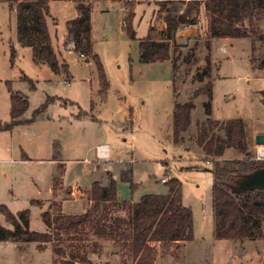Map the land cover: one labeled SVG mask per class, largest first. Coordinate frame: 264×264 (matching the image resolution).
<instances>
[{"label": "rangeland", "instance_id": "rangeland-1", "mask_svg": "<svg viewBox=\"0 0 264 264\" xmlns=\"http://www.w3.org/2000/svg\"><path fill=\"white\" fill-rule=\"evenodd\" d=\"M100 1L103 0H69V4L50 6L52 16L47 18V22L52 48L58 62L68 66V76L63 72L56 75L48 65L36 63L30 48L14 46L15 16L6 3L0 2V123L10 120L7 84L13 92L27 98L28 109L22 120H31V123L13 128L12 138L7 133H1L0 149L11 143L30 158L45 160L51 153L55 157L60 155L62 161L78 167L70 174L72 179H82L86 173L80 172L79 165H85L84 161L92 162L91 165L87 163V167L91 166V176L103 185H108V179L113 176L117 199L124 204L138 202L148 194L166 195L168 189L161 180L166 182L176 178L182 187V204L192 212V231L195 234L189 243L158 247L156 264H264V239L243 244L214 239L212 177L208 171L211 165L197 145L195 129L183 134L184 142L179 147H174L172 142L173 98L174 103L186 102L209 79H214L216 73L214 118L253 119L254 122L244 124L249 150L257 157L259 146L255 145L254 137L264 134V68L254 71L252 68H258L259 60L264 57V40L258 39L264 38V11H257L252 23L245 22L243 25L249 32L253 31L251 38L235 39L230 45L223 42L226 45L223 52L220 49L222 42L210 43V17L204 9L205 0H201L196 24L181 27L170 42V59L151 65L139 62L138 43L147 38L164 40V17L166 10L173 5L168 4L162 9L156 0ZM78 2L89 3L92 7L93 51L106 76V91L99 83L95 63L85 62L65 45V21L71 18L70 7L76 9ZM178 9L182 13L185 4L178 3ZM129 18L136 41L128 39L124 32ZM10 47L16 53L13 62L10 61ZM177 55L188 57L189 62L177 61V72L172 75L171 60ZM207 60L212 68L209 78L202 75ZM201 75L203 82L198 81ZM47 98H54L55 101L35 116L34 112L45 104ZM202 101L204 104L207 98L199 96L195 99L193 121L203 117ZM77 114L82 117L76 118ZM103 144L110 148V161L122 164L93 163V147ZM2 151L0 157L15 159L14 155L5 156ZM263 159L264 156L261 157ZM120 167L124 169L123 177L130 176L128 170L132 168V181L136 184L133 192L128 183L119 180ZM43 168L39 171L46 175L48 172ZM263 174L261 172L245 179L238 188L264 184ZM84 179L77 182L81 184ZM85 188L71 187L62 196L80 200L87 212L92 205L90 190ZM41 189L44 193L46 187ZM58 201H45L40 211L55 212ZM25 205L22 202L20 208ZM72 209L79 208L74 205ZM113 211L116 216L127 215V208L119 206ZM39 217L38 212L31 211L30 229L38 233L43 229L46 231ZM55 235L58 236L54 232ZM58 238L61 242L65 240ZM76 238L80 244L76 242L75 249L79 256L86 257L88 264H106L112 257L119 258L121 264H129V258L124 257L110 241L97 240L99 246L95 251L91 247L95 239L90 230ZM61 242L51 244L47 251L40 246L37 251L28 249L23 253L16 245H0V264H50L51 253L59 262L54 264H65L67 261L57 258L54 252V247ZM64 251L67 254V250Z\"/></svg>", "mask_w": 264, "mask_h": 264}, {"label": "trees", "instance_id": "trees-1", "mask_svg": "<svg viewBox=\"0 0 264 264\" xmlns=\"http://www.w3.org/2000/svg\"><path fill=\"white\" fill-rule=\"evenodd\" d=\"M0 2L6 3L10 10L15 11L16 40L19 46L30 48L36 63L48 65L56 75L63 72L68 76V66L64 62H58L48 33L47 18L50 17V0H0ZM200 2L201 0L158 1L162 9L168 4L173 5L166 10L164 17L165 37L162 41L148 38L140 40L139 62L151 64L169 60L170 42L174 40L175 33L181 27L196 24L201 7ZM178 3L185 4L182 13H179ZM91 8L89 3H77L76 18L66 22L65 45L71 44L73 51L79 57L82 56L85 62L95 63L99 83L106 91L108 88L106 76L98 56L92 49ZM204 9L210 17L208 34L210 39H246L251 38L253 31L249 32L243 25L245 22L251 24L257 11H264V0H205ZM124 32L128 39L136 41L131 18L125 23ZM258 39L264 40L263 37ZM253 49L251 46L252 51ZM15 55L14 48L10 47L11 62ZM180 60L184 63L189 62L188 57L180 58L179 55L174 57L171 60L172 75L177 72L176 63ZM257 67L252 70L264 68V57L259 60ZM210 74L211 64L207 60L202 75L209 78ZM202 75L198 77L199 82H203ZM212 86V80L209 79L186 102L173 104L172 142L176 148L182 145L183 134H187L191 124L195 99L205 96L207 101L202 106L206 119L197 125L195 137L198 147L204 157L209 159L211 165L208 171L212 177L213 237L216 241L229 240L240 244L262 240L264 239V184L242 189L238 188V185L245 179L264 172V159L257 160L249 150L242 119L218 121L210 118ZM31 89L34 87L31 86ZM7 90L10 93V120L7 123H0V131H11L19 125L31 123V120H22V116L28 109L27 98L13 92L9 84H7ZM54 101V98H47L45 104L36 110L34 115L37 116ZM80 117H82L81 114L76 115V118ZM225 149H233L241 156V159L221 160L220 157ZM128 171L130 175L131 169ZM123 174L124 172L121 174V181L128 183L133 192L136 184L132 182L130 176L123 177ZM59 183L60 178H57L54 181V191ZM164 184L168 189L166 195L148 194L142 196L136 203L126 201L128 204H124L117 199L116 183L112 177L108 179L106 186L94 181L89 191L91 209L81 215L43 213L42 222L46 228L44 233L28 230L27 211L13 215L5 206H0V213L14 228V231L10 232L0 227V241L20 238L25 242L54 244L57 241L59 244L61 242L59 236L65 240L54 247L57 258H65L67 262L73 264H88L86 257L79 256L77 253L75 243H79L80 240L76 237L80 233L90 230L95 239L91 247L95 248V251L99 246L97 240L110 241L119 248L124 257L129 258V264H156L158 247H164L167 244L181 245L193 240L192 212L182 204L181 183L176 178H170ZM119 206L127 208V215H115L113 209ZM117 214H119L118 211ZM54 232L58 236H54ZM67 262L65 264H68Z\"/></svg>", "mask_w": 264, "mask_h": 264}, {"label": "crops", "instance_id": "crops-1", "mask_svg": "<svg viewBox=\"0 0 264 264\" xmlns=\"http://www.w3.org/2000/svg\"><path fill=\"white\" fill-rule=\"evenodd\" d=\"M137 2V0H125V2ZM156 1H173V2H178V1H186V0H156ZM102 3H108L109 1H100ZM64 4V3H68L69 4V0H50L49 2V10H51V5L53 4ZM8 6V5H7ZM71 15H69L71 18L65 21V24L67 21H70L74 18H76L77 16V11L76 9H71ZM122 11V8L120 9ZM13 14H14V21L15 23H13L15 25V41L16 43L14 44L15 47H20L19 44L17 43L16 40V14L15 11L10 10ZM50 16L51 13H50ZM91 21V20H90ZM47 28H48V33H50L49 31V25L47 22ZM50 36V34H49ZM51 39V38H50ZM233 40L235 39H229V38H216V39H210V43L212 44L213 41H220V42H224V43H229V45L233 42ZM52 42V40H51ZM91 42H92V49H93V41H92V26H91ZM221 45L220 49L221 51L225 52L226 50V45ZM52 45V43H51ZM67 47L69 49H71L73 51L72 45L69 44L67 45ZM94 53V51H93ZM95 54V53H94ZM90 63H92V61H90ZM161 62H157V63H151V65H155V64H159ZM213 65V64H212ZM217 69V68H216ZM212 71V68H211ZM253 72V71H252ZM255 76H257L255 74ZM259 77V76H257ZM216 78L217 74L215 73V77L214 79H212V95H211V115L210 118L212 120H217L214 118L213 115V107L214 104L216 102L215 99V95H214V90H215V85H216ZM174 97V95H173ZM204 99H206L205 96H201ZM173 104H174V98H173ZM203 104V101H202ZM9 111H10V106H9ZM76 117V116H75ZM206 119V115L204 114L203 111V117H199L196 120H192V116H191V124L189 127L188 132L191 131V129H195L194 132H196V127L199 123H201L202 121H204ZM229 119H235V118H231V117H222L220 119H218V121H227ZM241 119V118H240ZM244 123L248 122V124L250 123L249 121L254 122L253 119L247 118V119H243ZM249 127V126H248ZM192 132V131H191ZM1 133H7L9 134V137L12 138V135L14 134L13 129L11 131H0ZM257 133V132H256ZM255 133V134H256ZM99 146H102L103 150H102V155L103 156H99L97 155V148ZM19 149L17 150L16 147L13 146V144L9 143L6 144L4 147H2L0 150H3L2 152H4L5 156L6 155H14L15 159L13 160H6V158H2L0 157V206H5L9 212L13 215H17L23 211H27L28 213V230L30 232H36V231H32L30 229V219H31V211H35L38 212L39 214V218L42 222V215L45 212H49L50 214H61V215H81L85 213V207L84 205L80 202V200H76V199H68L62 196V194H67L68 193V189L74 186H81V187H86L85 189H87V191L90 190V187L92 185V183L94 181H98L96 179H94L93 176H91V166L87 167V163H89L90 165L92 164V162H88V161H84L83 163L85 165L80 166V172H85L86 175L83 178L84 179L83 182H81V184H79L77 181H81L82 179H72L70 174L73 172H76V169L78 167H74L71 166L70 162L65 163V161H62L61 158L59 157L60 155H58V157H55L53 153H51L50 157H48L45 160H39V159H35V158H30L28 157L25 153H23V150H21L20 147H18ZM94 150V157H95V161H98L99 163H114L116 165L122 164V162L120 161H110L111 158V151L110 148L103 144V145H95V147H93ZM233 149H225L222 156L220 157L221 160H235V159H241V156L238 155L236 156L234 154V152L232 153ZM234 151V150H233ZM229 153V155H228ZM1 155V154H0ZM15 162V163H13ZM44 167L43 169L47 170V174L45 175L44 172H40L39 170ZM61 169V171H60ZM131 169V174H132V168ZM123 168L120 167L119 169V180L121 181V174L123 172ZM61 173V176H60ZM130 174V178L132 180V176ZM43 177H46V179H44ZM88 177V178H87ZM60 178V183L59 186L57 187V189L54 191L53 186H54V181ZM113 178V176H112ZM114 180V178H113ZM115 181V180H114ZM99 182V181H98ZM123 182V181H122ZM133 182V181H132ZM116 183V181H115ZM125 183V182H124ZM103 185V184H101ZM42 186L43 188L46 187L45 192L42 193ZM106 186V185H103ZM89 189V190H88ZM117 189V186H116ZM52 200H59L58 204L59 206H55L54 208H56L55 212L49 211V210H45V211H40L41 210V204H43L45 201H52ZM120 202V200H118ZM22 202L24 204H26L24 207L20 208V205L22 204ZM132 202V201H130ZM132 203H136V202H132ZM76 205V208L78 210L72 209V207ZM26 206H28L29 208H25ZM25 208V209H24ZM52 212V213H51ZM0 215L2 216V220H0V227H2L3 229H5L6 231H10L13 232L14 228L13 226L8 223L5 219V217L0 213ZM1 221L3 223H1ZM43 224V222H42ZM43 228H44V224H43ZM46 232L45 229H43L42 232L40 233H44ZM38 233V232H37ZM193 234H195V232L193 231ZM16 245V248H18V250L20 252H25V250L28 249H32L34 251H37L38 248L44 247V251H47V247L50 246L52 243H37V242H25L22 239H8V240H2L0 241V245L3 246H9V245ZM37 247V248H36ZM54 256V255H53ZM119 259V258H118ZM117 259V257H112L110 259V261L106 262V264H121V262ZM63 261H67L65 258L62 259ZM54 258L52 257V253H51V258H50V264H54ZM59 263V262H58ZM64 264V262H63Z\"/></svg>", "mask_w": 264, "mask_h": 264}, {"label": "water", "instance_id": "water-1", "mask_svg": "<svg viewBox=\"0 0 264 264\" xmlns=\"http://www.w3.org/2000/svg\"><path fill=\"white\" fill-rule=\"evenodd\" d=\"M254 143H255L256 146H264V134L255 135ZM262 173H264V172H262Z\"/></svg>", "mask_w": 264, "mask_h": 264}, {"label": "built area", "instance_id": "built-area-1", "mask_svg": "<svg viewBox=\"0 0 264 264\" xmlns=\"http://www.w3.org/2000/svg\"><path fill=\"white\" fill-rule=\"evenodd\" d=\"M72 48H73V46H72ZM80 58L84 59L82 56H80ZM102 148H103L102 146H99V147L96 149V150H97V155H99V156H103V155H102V150H103ZM261 157H262V156H260V155L257 154L256 159H257V160H261ZM161 182H162V183H165V180L162 179Z\"/></svg>", "mask_w": 264, "mask_h": 264}, {"label": "bare ground", "instance_id": "bare-ground-1", "mask_svg": "<svg viewBox=\"0 0 264 264\" xmlns=\"http://www.w3.org/2000/svg\"><path fill=\"white\" fill-rule=\"evenodd\" d=\"M257 152L259 155L264 156V146H259Z\"/></svg>", "mask_w": 264, "mask_h": 264}]
</instances>
